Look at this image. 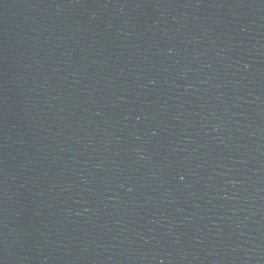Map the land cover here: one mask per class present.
Here are the masks:
<instances>
[{
  "label": "water",
  "instance_id": "obj_1",
  "mask_svg": "<svg viewBox=\"0 0 264 264\" xmlns=\"http://www.w3.org/2000/svg\"><path fill=\"white\" fill-rule=\"evenodd\" d=\"M0 264H264V0H0Z\"/></svg>",
  "mask_w": 264,
  "mask_h": 264
}]
</instances>
